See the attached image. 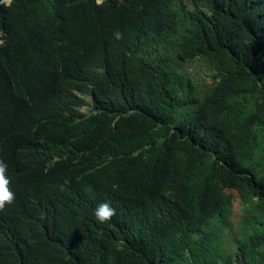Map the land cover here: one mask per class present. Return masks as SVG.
I'll return each mask as SVG.
<instances>
[{
	"label": "trees",
	"instance_id": "obj_1",
	"mask_svg": "<svg viewBox=\"0 0 264 264\" xmlns=\"http://www.w3.org/2000/svg\"><path fill=\"white\" fill-rule=\"evenodd\" d=\"M2 1L0 160L17 203L25 189L62 193L78 180L115 200L122 226L79 264H264V0ZM102 19L129 37L89 33ZM86 36L105 66L128 51L131 72L67 59L53 82L52 48L70 56ZM31 165L53 171L26 176ZM234 196L245 212L226 247ZM9 244L0 226V257Z\"/></svg>",
	"mask_w": 264,
	"mask_h": 264
},
{
	"label": "clouds",
	"instance_id": "obj_2",
	"mask_svg": "<svg viewBox=\"0 0 264 264\" xmlns=\"http://www.w3.org/2000/svg\"><path fill=\"white\" fill-rule=\"evenodd\" d=\"M104 0H98L102 3ZM191 1V0H187ZM193 1V0H192ZM89 33L102 36L104 40L115 44L117 39L129 37L126 27L100 20L92 24ZM83 46H75L73 54L64 56L57 48L52 53L59 67L54 71L53 82L63 72L64 65L72 66L71 60H79L90 72H110L124 78L130 72L131 55L128 51H120L105 66L85 50V45L92 46V36H86ZM199 79L192 82L197 84ZM92 88V85H89ZM137 94L140 86H130ZM131 103V111L135 102ZM91 102V98L87 97ZM90 106L82 110L90 113ZM139 152L123 153L118 158L130 159ZM83 154H79L81 158ZM69 156L60 157V163L68 162ZM114 160V157H109ZM80 159L74 162L75 165ZM31 165L25 171L26 176L42 177L50 174L53 169ZM7 164L0 160V226L6 230L10 240L7 251L0 257V264H79L84 255L103 248L106 233L122 226L125 219L122 210L115 200L101 197L98 190L90 183L78 180L67 192L56 193L43 189H25L17 203V193L7 175ZM89 168L90 166H85Z\"/></svg>",
	"mask_w": 264,
	"mask_h": 264
},
{
	"label": "rangeland",
	"instance_id": "obj_3",
	"mask_svg": "<svg viewBox=\"0 0 264 264\" xmlns=\"http://www.w3.org/2000/svg\"><path fill=\"white\" fill-rule=\"evenodd\" d=\"M173 66H174L177 74L180 77L188 76L190 74V72H191V68L189 66L184 65V64L174 63ZM180 112L182 113L183 110L180 109ZM233 200H234V208H233V214H232V217H231L233 228L232 229H231V227L224 228V229L220 230V232L218 234L219 237H221V238H223L225 240L226 247H229V245H230V243H229V234L233 230H234L233 233L237 232L239 221H240L243 213L245 212L243 210L244 207L242 208V204H241V201L238 198V196H234ZM236 223H237V225L235 227ZM234 227H235V229H234ZM231 234H230V236H231Z\"/></svg>",
	"mask_w": 264,
	"mask_h": 264
},
{
	"label": "bare ground",
	"instance_id": "obj_4",
	"mask_svg": "<svg viewBox=\"0 0 264 264\" xmlns=\"http://www.w3.org/2000/svg\"><path fill=\"white\" fill-rule=\"evenodd\" d=\"M72 1H73V0H72ZM72 1H71V2H72ZM80 1H81V0H80ZM89 1H90V0H89ZM2 2H3V3H6V4L9 5V4H11L12 0H3ZM93 2H94V1H93ZM93 2H92V3H93ZM67 3H68V2H67ZM65 4H66V3H65ZM80 5H82V4H80ZM80 5H79V7H81ZM43 7H44V5H43ZM54 7H55V6H54ZM62 7H63V6H62ZM77 7H78V6H77ZM94 7H95V6H94ZM66 8H67V7H66ZM66 8H65V9H66ZM68 9H69V8H68ZM55 10H56V9H55ZM62 10H63V8H62ZM97 10H98V9H97ZM100 10H101V9H100ZM60 12H61V11H60ZM63 12H64V11H63ZM65 12H66V11H65ZM44 13H46V12H44ZM48 14H49V13H48ZM69 14H70V12H69ZM50 15H51V14H50ZM36 17H38V16H36ZM36 17H35V18H36ZM42 18H44V17H42ZM45 18H46V17H45ZM51 18H52V17H51ZM39 19H40V18H39ZM52 19H53V18H52ZM50 20H51V19H50ZM114 20H115V19H114ZM35 21H36V20H35ZM41 22H42V21H41ZM31 23H32V22H31ZM37 23H38V22H37ZM58 23H60V21H59ZM42 24H43V23H42ZM52 24H53V22H52ZM63 25H64V24H63ZM39 26H40V24H39ZM45 26H46V25H45ZM45 26H44V27H45ZM44 27H43V28H44ZM55 28H56V27H55ZM57 30H59V29H57ZM64 30H65V29H64ZM52 31H53V30H52ZM40 32H41V31H40ZM55 32H56V30H55ZM63 32H64V31H63ZM51 33H52V32H51ZM38 34H40V33H38ZM64 34H65V33H64ZM49 37H50V36H49ZM52 37H53V36H52ZM62 37H63V36H62ZM40 38H41V37H40ZM45 38H46V37H45ZM54 38H55V37H54ZM56 38H57V37H56ZM36 39H38V38H36ZM46 39H47V38H46ZM55 40H56V39H55ZM46 41H48V40H46ZM51 42H52V41H51ZM63 42H64V41H63ZM37 43H38V42H37ZM42 43H43V42H42ZM46 43H47V42H46ZM83 125H84V124H83ZM90 125H91V124H90ZM84 127H85V126H84ZM91 128H92V127H91ZM91 128H90V129H91ZM84 129H85V128H84ZM87 133H88V132H87ZM88 144H89V143H88ZM88 144H87V146H88ZM85 150H86V149H85Z\"/></svg>",
	"mask_w": 264,
	"mask_h": 264
}]
</instances>
